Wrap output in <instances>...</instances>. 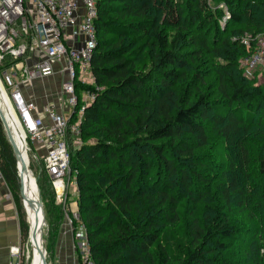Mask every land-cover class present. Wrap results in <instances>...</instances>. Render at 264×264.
<instances>
[{
  "label": "trees",
  "instance_id": "trees-1",
  "mask_svg": "<svg viewBox=\"0 0 264 264\" xmlns=\"http://www.w3.org/2000/svg\"><path fill=\"white\" fill-rule=\"evenodd\" d=\"M213 1L228 15L213 10ZM260 1H99L92 58L99 91L83 113L79 135L68 132L79 218L96 264L237 263L241 243L250 237L236 223L233 208L236 199L245 209L238 211L248 215L245 180L251 152L244 130L256 122L264 126V88L244 77L240 61L248 51L240 39L246 33L264 35ZM206 22L213 29H206ZM209 62L215 80L211 91H203L200 85L211 82L205 69ZM219 107L224 111L212 115ZM213 134L228 152L224 165L206 153ZM257 151V188L262 186L263 196L264 138ZM33 169L47 201L45 219L54 242L64 210L55 205L43 163ZM0 171L14 193L22 238L27 239L17 158L1 120ZM226 173L232 177L223 182ZM248 248L254 264H264L259 242Z\"/></svg>",
  "mask_w": 264,
  "mask_h": 264
},
{
  "label": "built area",
  "instance_id": "built-area-1",
  "mask_svg": "<svg viewBox=\"0 0 264 264\" xmlns=\"http://www.w3.org/2000/svg\"><path fill=\"white\" fill-rule=\"evenodd\" d=\"M99 1L0 0V120L8 141L10 134L18 149V154L14 153L17 174L24 154L28 163L27 167L22 163V169L26 167L32 174L33 165L43 163L56 203L67 211L65 221L74 238L75 264H96L79 218V189L70 169L68 132L79 135L83 113L99 91L92 70L98 45L95 21ZM240 40L248 51L241 67L246 72L263 71L264 35L247 34ZM49 79L57 86L50 94L45 92L46 99L54 100L40 107L35 90ZM77 110L78 118L71 127L69 121ZM4 180L0 171V181ZM10 252L11 264H21L22 244L11 247Z\"/></svg>",
  "mask_w": 264,
  "mask_h": 264
},
{
  "label": "rangeland",
  "instance_id": "rangeland-1",
  "mask_svg": "<svg viewBox=\"0 0 264 264\" xmlns=\"http://www.w3.org/2000/svg\"><path fill=\"white\" fill-rule=\"evenodd\" d=\"M260 2H264V0H261ZM216 2L213 1V3H211L213 7V10H217L218 8L223 9L224 11V15L227 14L228 15V10L226 8H223L222 4L216 5ZM264 8V6L262 7ZM212 10V11H213ZM261 13H263V11L261 10ZM201 16H204L201 14ZM228 18V16L226 17ZM226 21V19H225ZM219 24L222 26L223 29H225V24L223 22V18L220 20ZM204 25H206V29L212 28L213 29V23L211 22H206L204 23ZM243 38H245L247 36V34H243L241 35ZM241 36H235L233 37V40L240 38ZM211 38H213L211 36ZM209 58V57H208ZM218 61H220V64L225 65L224 61L222 59H219ZM192 68L196 67V63L193 61L191 63ZM212 67L211 62H209L206 66L205 69L207 71V73L211 74L210 77V84L209 85H205L201 84V89H203V91H211L212 90V83L215 80V73L211 72L210 68ZM196 69V68H195ZM243 69V68H242ZM244 70V69H243ZM0 72L2 73V69L0 68ZM244 77L246 79H248L251 83L250 84H254L255 86H260L262 87V89L264 88V70H256V71H249L247 70V72L244 70ZM189 75H194V73H191V70L188 71ZM208 81V80H206ZM57 86V84H52V88L55 89ZM44 92L46 89H50L47 87V85H45V87L43 88ZM50 94V93H49ZM79 96H80V100L83 99V94L81 92H79ZM210 96V100L212 102H216V103H220L218 102V100L214 99V97ZM47 98V94L46 97L44 99H42L44 102L46 101H50V100H54V98ZM221 101L222 99L219 98ZM215 103V104H216ZM222 103V102H221ZM219 105V104H217ZM219 110H216L214 112H212V115H216L217 112H222L224 110H222V107L218 108ZM244 136H245V141H246V146L248 148V150L251 152V159H250V164L247 167V179L245 181H249V188L250 190H248V194L250 195V201L248 203V205L246 206V209L248 210V215L246 216L244 211H238V210H245L243 208H239L238 207V201L235 199L234 202V212H236L237 216H238V220H237V216H235L236 219V223H238V225L240 227H242V230L247 232V236L250 235L248 242H242L241 243V254L238 258V260L236 261V264H254L255 263V258L253 255L252 260L249 259V257L252 255H250V248H248V246L255 241L259 242V248H260V256L262 257V255H264V251H262V248H264V195L262 196L263 193V189L262 186L258 187L257 186L261 183V178L259 176V167H258V161H257V153H258V148L260 147V145L262 144L263 138H264V126H262L261 123L256 122L254 124V126H252L251 128H249L248 130H244ZM207 154H209L210 156L208 157L210 160H212L213 162L217 163H222L220 165H224L225 164V160L227 159V155L228 152L226 151V148L223 146V140L216 136L215 134L210 135V142H209V148L206 151ZM20 172V171H19ZM220 174H222V171L219 170L218 171V176H220ZM34 175V174H33ZM35 176V175H34ZM232 177V174L230 173H226V175H224V177L221 179L223 180V182H227L229 181V178ZM19 178V175H18ZM37 177L35 176V180H36V187L39 186L37 183ZM45 178V177H44ZM22 181L20 182V178L18 180V185L20 183H22V190L25 192L24 190V183H23V178L21 176ZM47 179V178H45ZM50 179V178H49ZM48 180V182H50ZM213 184V189L216 190L218 189L219 185L221 186L220 181ZM52 184V183H51ZM20 186V185H19ZM256 189V190H255ZM39 190V187L38 189ZM255 190V191H254ZM40 193V203L43 206V211H42V215L39 219V235L40 238L42 240V242L44 243V246L47 250V264H53L56 260H57V248H58V243H59V235H60V231H65L66 233H70L69 229L66 226V221H65V217H66V209L64 208L63 205L62 208L64 210V219H63V224L61 227V230L57 233V235L55 236V241H51V234L49 233L50 230V224L49 221H47L45 219V211L44 209L47 208L45 206L46 204V200L44 199L41 190H39ZM21 193H19V197L21 199ZM22 200V205L24 206V214H25V218L27 221V217H28V213H27V206H25V201H24V194H23V198ZM55 205H59L57 204L56 201ZM60 206V207H61ZM202 211L201 206L196 208V213H200ZM28 222V221H27ZM29 223V222H28ZM30 228V226H29ZM251 232V233H250ZM244 235H246V233H244ZM72 237V236H70ZM29 238V239H28ZM28 238L27 239H23L22 241V263L21 264H32V258H33V249H34V241L32 238H30V233L28 234ZM73 239V245H74V238ZM72 245V247H73ZM30 253V254H29Z\"/></svg>",
  "mask_w": 264,
  "mask_h": 264
},
{
  "label": "crops",
  "instance_id": "crops-1",
  "mask_svg": "<svg viewBox=\"0 0 264 264\" xmlns=\"http://www.w3.org/2000/svg\"><path fill=\"white\" fill-rule=\"evenodd\" d=\"M53 83L54 80L49 79L42 85L41 83L39 86L37 85L38 88L35 90V94L39 97L38 105L40 107L47 102L42 100L47 94L45 92L49 94L55 91L56 88H52ZM43 85H47L50 89H46L44 92L43 88L45 86ZM25 94H29V91L26 90ZM10 196L11 198L9 199ZM70 236V233L60 231L56 251L57 260L53 264H75L77 254L74 251L73 239ZM22 241L21 222H19L18 206H16L14 193L8 187L6 181L5 183L0 181V264H11L13 259L10 252L11 247L22 244Z\"/></svg>",
  "mask_w": 264,
  "mask_h": 264
},
{
  "label": "bare ground",
  "instance_id": "bare-ground-1",
  "mask_svg": "<svg viewBox=\"0 0 264 264\" xmlns=\"http://www.w3.org/2000/svg\"><path fill=\"white\" fill-rule=\"evenodd\" d=\"M0 86H1V81H0ZM22 158H23L22 163L27 167L28 158L26 157L25 154L22 155ZM22 163H19L18 171H20V174L23 178L24 190H25L24 201H25V206H27V213H28L27 221L29 222V226H30L29 233H30V238H32L34 241L32 264H44L45 260H47L48 254L44 246V243L42 242L39 235V219L42 215V211L38 204L40 203L41 197L39 190H37L38 186L36 187L35 176L31 173V171H28L26 169L24 171V169H22Z\"/></svg>",
  "mask_w": 264,
  "mask_h": 264
},
{
  "label": "water",
  "instance_id": "water-1",
  "mask_svg": "<svg viewBox=\"0 0 264 264\" xmlns=\"http://www.w3.org/2000/svg\"><path fill=\"white\" fill-rule=\"evenodd\" d=\"M9 140H10V142L12 143L14 153L18 154V149H17L15 143L12 142V138H11L10 134H9ZM23 169H24V171H25L26 167H23ZM18 174H19V178H20V182H21V181H22V180H21V174H20V173H18ZM20 190H21V196H22V198H23L24 191L22 190V183H20ZM38 205L40 206L41 211H43V206H42V204L39 203ZM44 264H47V261H46V260H45Z\"/></svg>",
  "mask_w": 264,
  "mask_h": 264
}]
</instances>
